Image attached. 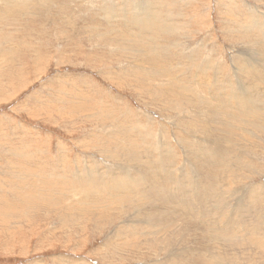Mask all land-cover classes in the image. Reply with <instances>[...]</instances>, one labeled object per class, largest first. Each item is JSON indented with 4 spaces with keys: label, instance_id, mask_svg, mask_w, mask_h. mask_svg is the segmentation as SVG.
<instances>
[{
    "label": "rangeland",
    "instance_id": "rangeland-1",
    "mask_svg": "<svg viewBox=\"0 0 264 264\" xmlns=\"http://www.w3.org/2000/svg\"><path fill=\"white\" fill-rule=\"evenodd\" d=\"M259 53L264 0H0V264H264Z\"/></svg>",
    "mask_w": 264,
    "mask_h": 264
},
{
    "label": "bare ground",
    "instance_id": "bare-ground-1",
    "mask_svg": "<svg viewBox=\"0 0 264 264\" xmlns=\"http://www.w3.org/2000/svg\"><path fill=\"white\" fill-rule=\"evenodd\" d=\"M24 4V3H23ZM116 10V9H115ZM56 35V34H55ZM116 37V36H115ZM263 39V38H262ZM57 42V41H56ZM131 42V41H130ZM51 43V42H50ZM72 45V44H71ZM118 49V48H117ZM258 53V52H257ZM256 55V54H255ZM260 56V57H259ZM259 56H257V58L259 57V59H257V60H255V62L252 64V65H250L251 67H253V69L254 70H256L255 72H257V73H262L263 71H261V72H259L260 70H258V69H262V70H264V54L262 53V54H260L259 53ZM77 60V59H76ZM252 60V59H251ZM253 61H248V63H252ZM81 65V64H80ZM252 72V71H251ZM264 73V72H263ZM260 74H258V75H256L255 76V84H258V83H260V85L262 86V84H264V74L263 75H260ZM252 82V81H251ZM252 84V83H251ZM255 87H256V85H254ZM263 87V86H262ZM256 89V88H255ZM257 91V90H256ZM248 97V96H247ZM263 96H261V95H259L258 94V96H256L255 98H253L252 96H250L249 95V100L251 101V103H253V104H259V107L261 106V107H263V104H264V97L262 98ZM257 108V107H256ZM257 109H259V108H257ZM221 136V135H220ZM198 149V148H197ZM153 171V170H152ZM142 175V174H141ZM210 175V179H211V176H212V172H210V173H208L207 174V176H209ZM141 177V176H140ZM144 177V176H143ZM142 177V178H143ZM148 177V176H147ZM134 179V178H133ZM140 181V180H139ZM204 181H206V182H202L201 184H202V186H203V188L204 187H206L207 188V186H209V184H208V182H209V180H205L204 179ZM152 183V182H151ZM184 183V182H183ZM188 183V182H187ZM135 184H137V183H135ZM152 187V186H151ZM210 187V186H209ZM187 187L185 186V185H181V186H179L178 187V189H179V191H178V193L177 192H175V193H177V195L174 193V191H172L171 189H168L166 192H163L162 191V193L160 192V190H158L156 193H154V192H147L148 193V195H151L154 199H156V198H159V200H161V201H163L164 203H162V204H159L160 206H157V204H156V202L157 201H155L154 202V207L152 206V211L151 212H149L148 213V215H147V222H150V223H158V224H160V222H162V220L164 219L162 216L164 215V214H166L167 215V217H166V219H169V222L168 223H170L171 225H173L175 222H177V218H180V215L179 214H182V213H177L176 212V210H177V207L178 208H180V210H182L186 205L181 201V198H180V194L181 193H184L185 194V191L187 190L186 189ZM202 188V191L199 189H196V190H194L195 191V195H194V198H196V197H198V198H200V196H204V189ZM160 189H161V187H160ZM163 189V188H162ZM155 190V189H154ZM160 192V193H159ZM120 194V193H119ZM137 195V194H136ZM159 195H161V196H159ZM183 199L185 200L186 198H185V195H183ZM139 200V199H138ZM191 200H192V198H191ZM189 202V201H188ZM150 203V202H149ZM167 203V204H166ZM168 203L171 205V206H169L168 205ZM182 206V207H181ZM144 207V206H143ZM148 207V206H147ZM186 207H188V206H186ZM189 208V207H188ZM187 210V209H186ZM185 210V211H186ZM149 211V210H148ZM188 211V210H187ZM186 211V212H187ZM240 212V211H239ZM184 214V213H183ZM182 214V215H183ZM174 216H177V218H176V221H174ZM146 218V217H145ZM183 220H185L184 222L186 223V225H185V229H184V235H186V236H190L191 237V235H190V233H188L189 231L192 233V232H194V236H195V234L196 233H199L200 235L198 236V237H196V238H194L196 241H194L193 242V244H198V245H195V246H192L195 250H193V253L195 254V255H197V256H203L202 254H201V248L204 250H206L207 249V246H205V244H204V241L206 240V234H208V232L210 231H208V229H207V231H204L202 228H201V224H203V223H199L200 225H196V224H192V223H190V222H188V220L189 219H186V218H183ZM144 221V220H143ZM236 221V220H235ZM200 222V221H199ZM205 223H206V221H204ZM194 223V222H193ZM195 223H198V222H195ZM184 224V223H183ZM190 224H192V226H190ZM171 225H168L167 226V228H165V224L163 225V227H162V225H160V227H158L160 230H163V229H165V231H167V229H169V227L171 226ZM175 225V224H174ZM204 226H206L205 224H203ZM203 226V227H204ZM155 227V226H154ZM171 227H173V226H171ZM150 228V227H149ZM206 228V227H205ZM150 229H152V227L150 228ZM158 229V230H159ZM210 229V228H209ZM181 231L182 230H180V231H178L176 234H178V235H182V233H181ZM206 233V234H205ZM229 234V233H228ZM177 235V236H178ZM214 235V234H213ZM232 235V234H231ZM212 236V235H211ZM226 235H223V238L225 237ZM193 238V237H192ZM199 238H200V240H199ZM231 238H233L232 236L227 240V241H229V243H230V246H234V245H236L237 243H236V240L235 239H231ZM196 242V243H195ZM235 242V243H234ZM240 245V244H239ZM215 247V246H214ZM204 250V251H205ZM207 254V253H206Z\"/></svg>",
    "mask_w": 264,
    "mask_h": 264
}]
</instances>
